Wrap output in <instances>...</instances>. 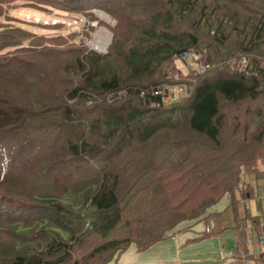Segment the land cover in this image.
Listing matches in <instances>:
<instances>
[{"label": "trees", "instance_id": "obj_1", "mask_svg": "<svg viewBox=\"0 0 264 264\" xmlns=\"http://www.w3.org/2000/svg\"><path fill=\"white\" fill-rule=\"evenodd\" d=\"M17 1L104 10L118 24L101 53L76 32L16 26L6 11ZM0 21V204L22 208L0 223V264H107L205 220L225 195L235 209L250 178L264 180V0H0ZM184 53L214 69L189 71L192 91L153 106ZM242 56L250 74L235 68ZM241 102L254 108L228 114ZM232 228L244 247L251 231L263 236L264 216H237Z\"/></svg>", "mask_w": 264, "mask_h": 264}, {"label": "rangeland", "instance_id": "obj_2", "mask_svg": "<svg viewBox=\"0 0 264 264\" xmlns=\"http://www.w3.org/2000/svg\"><path fill=\"white\" fill-rule=\"evenodd\" d=\"M6 16L15 19L14 24L16 26H20L40 34L65 35L76 32L78 33L76 41L80 43V47L93 51L96 50L101 53H104L107 50V47L113 37L111 30L115 29L118 24L117 19L103 11H100L99 9L87 8L84 9L83 12L79 13L64 12L56 10L50 6H46L44 8H40V6L26 7L21 1H17L8 6ZM47 24L55 25L56 28L46 29L41 26ZM176 65L178 69L183 71V75H179L180 81H176L174 79L181 85V88L177 89L178 94L176 98H178L181 97L182 94L186 93L187 89L192 91L193 85L190 86L188 83H195L196 80L191 79V76L188 75L186 66L182 60H177ZM212 68L213 67H211L210 70H212ZM187 86L190 87L187 88ZM225 105L229 106L228 103ZM250 105L251 104L247 102H241L237 107L230 106L232 108L229 107L231 110L228 114L232 113L234 116L244 115L246 114V109H248ZM261 105H264V101ZM250 107L254 108L253 105ZM256 107L257 106H255V108ZM44 127L47 128V131H56L54 127L47 125ZM229 128V130H225L226 135L231 133L234 135V126H229ZM57 138L60 140L62 139L59 134ZM228 141L231 142L232 140L227 138L226 143ZM229 145L232 144H228L226 146ZM30 149L31 147L28 148V150ZM23 163L29 167L33 166L31 157H28ZM258 167L261 169L264 166L259 162ZM51 180L52 177L49 178L48 176V181ZM12 181H15V177ZM34 185L35 184H33L32 180H27L26 184H22L21 188H23L26 198H30L26 194L32 192V186ZM38 191L39 189L37 192ZM0 192L4 193L3 191ZM244 194L245 193H242L240 198H242ZM240 202L241 203H238L237 209H234L230 206L231 197L229 195H225L217 205L210 209L209 215L205 220H201L196 223L191 222L183 224L176 232L173 233L172 236L156 243L144 252H138L135 245L131 244L121 254L122 256L120 255L121 257L116 256L114 259L107 262V264H225L227 251L235 250V233L232 229L234 217L236 214L244 216L242 204L244 208L245 205L242 201ZM13 209L20 211L22 208L19 204H15L12 207L7 204H0V223L3 225L2 228L7 227L10 224L12 216L11 212ZM24 211L25 209H23V212ZM219 225L221 227H219ZM206 231L211 232L212 234H210L209 237H204L203 234ZM113 236L119 237L121 235L117 232L114 233ZM95 243L96 242H94L91 238L88 242H85L83 246L76 244L75 247L77 254L82 256L83 254H80V251L82 249L95 246ZM239 249L245 252L243 247H238L236 250ZM262 249L264 252V247ZM91 264H97V262L94 263L93 261ZM257 264H264V259H259Z\"/></svg>", "mask_w": 264, "mask_h": 264}, {"label": "built area", "instance_id": "obj_3", "mask_svg": "<svg viewBox=\"0 0 264 264\" xmlns=\"http://www.w3.org/2000/svg\"><path fill=\"white\" fill-rule=\"evenodd\" d=\"M98 49V48H96ZM198 56H195L194 53H184L182 54L178 60H182V62L185 64L187 72L192 71L194 75H202L204 72L209 70L211 67L209 65L203 66L199 65L197 62ZM236 64L235 68L236 70L240 72H244L247 74H250V71L253 70V64L249 57L242 56L238 60L234 62ZM182 71V70H181ZM255 73V72H254ZM256 75V73H255ZM264 78V72L261 74ZM176 81H180L178 75H175L174 78ZM195 80V79H194ZM181 88L180 83L176 84H164L159 87H157L154 91V95L158 97V100L154 102L152 105L156 107H162V106H169L177 97V89ZM189 88V86H187ZM113 96L115 98L120 96V93H116L115 95L110 96V100H113ZM252 234L247 236V245H252ZM258 245L261 248L262 253H256L255 251L248 250V252H244L242 250H228L226 253V263L229 264L232 263L235 260H240L242 264H257L259 259L262 257L264 259V236H261L258 238ZM253 257L254 259L250 258Z\"/></svg>", "mask_w": 264, "mask_h": 264}, {"label": "crops", "instance_id": "obj_4", "mask_svg": "<svg viewBox=\"0 0 264 264\" xmlns=\"http://www.w3.org/2000/svg\"><path fill=\"white\" fill-rule=\"evenodd\" d=\"M250 183L252 185V193L251 194L245 193L242 198H240V199L238 198L239 199L238 203H241L240 201H242V203H244V205H245V208H244L243 204H242L244 216H246V215H248L250 217L264 216V180L255 181L254 178H250ZM238 203H237L236 209L238 207ZM237 216L239 218L244 217V216L239 215V214L235 215V217H237ZM235 217H234V219H235ZM233 226H234V223H233ZM219 227H221V226L219 225ZM234 233H235V231H234ZM251 233H252V239H253L252 242L253 243L251 246H248L247 245V239H246L245 246L243 247L245 249V252H248L246 250H251V251L253 250L256 253H262L261 248L259 247L258 242H257L259 237L256 236V233L254 231H251ZM263 236H264V232H263ZM238 247H242V246L240 245V242H238L237 235L235 233V250ZM135 248H136V246H135Z\"/></svg>", "mask_w": 264, "mask_h": 264}, {"label": "bare ground", "instance_id": "obj_5", "mask_svg": "<svg viewBox=\"0 0 264 264\" xmlns=\"http://www.w3.org/2000/svg\"><path fill=\"white\" fill-rule=\"evenodd\" d=\"M103 11H104V10H103ZM111 42H112V41H111ZM111 42H110V43H111ZM99 45H100V44H99ZM98 47H99V46H98ZM26 61H27V60H26ZM107 260H108V259H107ZM99 264H100V263H99Z\"/></svg>", "mask_w": 264, "mask_h": 264}]
</instances>
